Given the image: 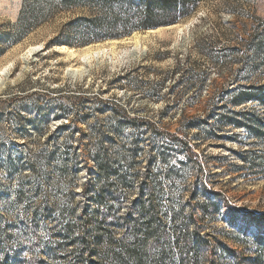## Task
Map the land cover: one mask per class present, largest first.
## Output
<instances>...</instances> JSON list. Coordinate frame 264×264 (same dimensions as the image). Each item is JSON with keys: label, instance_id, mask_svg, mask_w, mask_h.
<instances>
[{"label": "rangeland", "instance_id": "rangeland-1", "mask_svg": "<svg viewBox=\"0 0 264 264\" xmlns=\"http://www.w3.org/2000/svg\"><path fill=\"white\" fill-rule=\"evenodd\" d=\"M21 1L0 0V69L6 68L0 76V188L5 189L0 191V225L4 242L20 247L24 264H76L63 239L65 225L75 226V234L88 242L108 225L100 217L106 207L94 200L98 187L88 195L83 187L92 178L83 160L94 167L91 159L105 142L97 132L116 137L107 104L154 124L162 134L161 139L153 132L144 135L143 151H148L150 138L154 146H162V140L173 138L170 134L186 139L201 165L199 170L180 164L183 156L175 153L149 168L152 202L168 235L159 243L166 251L152 250L138 258L139 264H179V256L170 250V215L185 205L194 187L200 193L205 186L219 193H208V212L223 200L243 213L264 212V156L246 131L222 123L227 111L241 112L254 104L227 110L215 105L226 103L239 87L258 84L264 75V52L254 49L264 28V0H199L189 16L160 26L159 32L149 33L157 27L73 47L76 56L57 49L70 46H46L54 34L52 25L16 39ZM174 24L187 25L166 29ZM134 33L140 34L138 42H119L85 61L79 58L88 47ZM60 126L67 127L57 130ZM173 146L179 147L177 142ZM163 147L168 153L169 146ZM146 168L143 162L136 170L142 176ZM120 169L127 168L121 164ZM120 207L125 212L127 200ZM183 210L190 214L191 208L186 204ZM85 214L92 219L89 223H84ZM209 214L197 213L211 249L201 250L196 263L259 264L257 231L230 223L223 206ZM95 248L97 263L116 264Z\"/></svg>", "mask_w": 264, "mask_h": 264}, {"label": "trees", "instance_id": "trees-1", "mask_svg": "<svg viewBox=\"0 0 264 264\" xmlns=\"http://www.w3.org/2000/svg\"><path fill=\"white\" fill-rule=\"evenodd\" d=\"M198 1L22 0L16 21L17 33L15 37L16 39L21 38L30 30L44 25H52L54 34L46 42L47 47L56 44L82 47L95 42L121 38L135 31L177 23L195 10ZM257 38L255 41H259V43H256L254 49L259 48V52H264V28L259 30ZM263 80L264 75L259 78L258 84L234 90L232 92L234 96L226 103L215 104L218 109L223 110H227L230 106L254 104L241 112L227 111L228 116L223 118L222 123L225 124L224 126H232L246 131L255 140L253 146H259L261 157L264 156ZM107 106H109L107 111L112 115L113 121H116L113 125L116 137H105L103 132H97L99 139L105 140V142L104 144L103 141L100 143L97 149L98 154L91 159L94 167H90L89 163L83 160L86 172L92 174V178L84 180L83 187L86 195L90 188L98 187L94 200L97 204L106 207V210L100 212V217L101 222L109 226L104 225L101 228L102 231L91 239L92 242H88L86 236L79 237L80 234H75V226L65 225L62 231L63 239H66L65 243L70 247L68 254L74 255L76 264H99L92 258L97 251L95 247H100L104 256L110 257L116 264H125L123 258L131 261V264H139L138 258L147 255L146 253L152 252V250H160L161 254L166 251V248L159 245L167 232L162 225L163 219L158 215L152 202L153 186L149 183L151 175L149 168L156 162H168L175 153L183 156V161L179 160L180 164H188L199 170H201V165L192 145L186 139L176 138L170 134L168 136L173 138H166L167 141L162 140V146L158 144L154 146L150 138L148 151H143L144 135L153 132L154 137L161 139L162 134L156 130L154 124L142 118H131L124 110H119L116 106L108 104ZM66 127L60 126L57 130ZM127 132L129 135H125ZM174 142H177L178 149L173 146ZM164 143L170 148L167 150L168 153L164 151ZM154 151L155 154H151ZM244 159L242 156L241 160L244 161ZM143 162L147 168L141 172L142 176H140L139 170L137 171L136 168L140 167ZM121 164H124L127 169H120ZM203 192L207 196L202 194ZM209 192L219 196L218 192L214 190L212 192L208 186L203 187L201 193L197 192L194 187L189 191L188 198L184 203L191 208L190 214L184 212L183 206L185 205L182 204L179 211L170 215L172 225L169 231L173 236V245L170 250L179 256V264H197L199 252L201 250L210 251L209 239L206 238L208 234L198 224L197 213L203 216H208V213H210L209 215L217 214L222 206L225 208V214L230 223H238L240 227L244 226L249 229L253 227L257 231L259 264H264V212L243 213L226 200H223L222 205L216 203L212 207V212H208ZM126 200L128 208L122 212L120 205ZM108 208H114V210L108 212ZM51 209L52 206L47 207V210ZM91 220L85 214L84 223H89ZM108 227H112V229L109 230ZM4 237L5 231L0 225V264H24L25 258L21 256L20 247L9 248L4 242ZM201 240H205V242ZM216 242L219 246L223 245L217 240ZM75 244L79 247L77 248ZM113 247H117L118 251L113 253L111 251ZM227 251L232 250L227 248ZM39 262H43V260H39ZM238 264L241 263L238 262Z\"/></svg>", "mask_w": 264, "mask_h": 264}, {"label": "bare ground", "instance_id": "bare-ground-1", "mask_svg": "<svg viewBox=\"0 0 264 264\" xmlns=\"http://www.w3.org/2000/svg\"><path fill=\"white\" fill-rule=\"evenodd\" d=\"M187 24H185V25H177V24H175V25H171V26H167L166 27V29H169V28H172V27H177L178 29H182V27L183 26H186ZM162 28L160 27V28H157V29H155V30H150L149 31V33H155V32H159L160 30H161ZM135 34V33H134ZM133 34V36H131V37H128V38H122V39H120V40H111V42L108 44V45H104V46H100V47H88L86 50H84V52L82 53V54H79V58L82 60V61H85V59L87 60L88 59V56H90V54L91 55H95V54H99L100 52H106L107 51V47H109V46H112V45H114V44H116V43H123V42H130V41H133V42H138V39H139V36H140V34L138 33V34H135L134 35ZM38 46H40V45H37L36 47H38ZM65 46V45H64ZM57 49L59 50V51H61L60 49H64V52H67V54H70V55H72V56H76V51H75V49H73V47L72 48H69V49H67V48H65V47H57ZM62 52V51H61ZM29 53H31V50H29ZM72 69H69V70H71L72 72L73 71H76V72H78V71H80L79 70V68H77V67H75V68H73V67H71ZM5 70H6V68H1L0 69V76L1 75H3L4 74V72H5Z\"/></svg>", "mask_w": 264, "mask_h": 264}, {"label": "snow or ice", "instance_id": "snow-or-ice-1", "mask_svg": "<svg viewBox=\"0 0 264 264\" xmlns=\"http://www.w3.org/2000/svg\"><path fill=\"white\" fill-rule=\"evenodd\" d=\"M61 51H64V49H60ZM5 189H3V188H0V191H4ZM77 191H79V189L77 190ZM25 255H26V253H25Z\"/></svg>", "mask_w": 264, "mask_h": 264}, {"label": "water", "instance_id": "water-1", "mask_svg": "<svg viewBox=\"0 0 264 264\" xmlns=\"http://www.w3.org/2000/svg\"><path fill=\"white\" fill-rule=\"evenodd\" d=\"M65 48L69 49L70 47H65ZM75 50H76V49H75Z\"/></svg>", "mask_w": 264, "mask_h": 264}]
</instances>
